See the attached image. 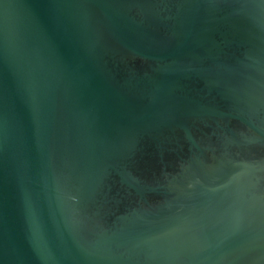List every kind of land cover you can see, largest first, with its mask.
Masks as SVG:
<instances>
[{"label":"water","instance_id":"1","mask_svg":"<svg viewBox=\"0 0 264 264\" xmlns=\"http://www.w3.org/2000/svg\"><path fill=\"white\" fill-rule=\"evenodd\" d=\"M0 264H264V0H0Z\"/></svg>","mask_w":264,"mask_h":264}]
</instances>
